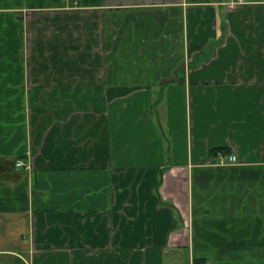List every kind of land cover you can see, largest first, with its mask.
I'll list each match as a JSON object with an SVG mask.
<instances>
[{
	"label": "crops",
	"instance_id": "crops-1",
	"mask_svg": "<svg viewBox=\"0 0 264 264\" xmlns=\"http://www.w3.org/2000/svg\"><path fill=\"white\" fill-rule=\"evenodd\" d=\"M0 224V264H264V0H0Z\"/></svg>",
	"mask_w": 264,
	"mask_h": 264
},
{
	"label": "rangeland",
	"instance_id": "rangeland-1",
	"mask_svg": "<svg viewBox=\"0 0 264 264\" xmlns=\"http://www.w3.org/2000/svg\"><path fill=\"white\" fill-rule=\"evenodd\" d=\"M153 98H155V95H153V93H152V95H150V99H151V101L149 102L150 103V108H148L152 113H154V105H153ZM141 104L142 103H139V108H138V110H135V111H133V113H139V116H141V111H140V108H141ZM129 113H132V112H127L126 111V115L127 114H129ZM136 116H134V117H130L129 118V120H132V119H134ZM137 119V118H136ZM150 119V130H157V127H158V121L156 120V118H154V117H150L149 118ZM132 126H134L138 131H140V130H142V131H145V128L144 127H137L134 123H132L131 124ZM145 126H146V128H148V123H145ZM116 137H119V134H116ZM115 147H116V143H114V151H116L115 150ZM164 153V152H163ZM158 178H160V176L158 175L157 176ZM157 178V179H158ZM5 227V225L4 224H0V231H2L3 230V228ZM0 243H5L4 241L2 242V241H0ZM1 258V261H2V259L4 258L3 256H1L0 257Z\"/></svg>",
	"mask_w": 264,
	"mask_h": 264
},
{
	"label": "built area",
	"instance_id": "built-area-1",
	"mask_svg": "<svg viewBox=\"0 0 264 264\" xmlns=\"http://www.w3.org/2000/svg\"><path fill=\"white\" fill-rule=\"evenodd\" d=\"M234 1H236V0H229L230 3H233ZM238 1H241V0H238ZM227 161L228 162H235L236 161V155L235 154L227 155ZM215 162L224 163L225 159H224L223 155L218 154L217 159H215ZM15 165L19 166V167H23L24 169H28V166H26V164L24 163V161L22 159L16 160ZM201 264H206V263H201Z\"/></svg>",
	"mask_w": 264,
	"mask_h": 264
},
{
	"label": "trees",
	"instance_id": "trees-1",
	"mask_svg": "<svg viewBox=\"0 0 264 264\" xmlns=\"http://www.w3.org/2000/svg\"><path fill=\"white\" fill-rule=\"evenodd\" d=\"M221 150H223V149H221ZM22 158H24L23 156H22ZM17 159H20V158H12L11 160H10V163H11V165L13 166V168H14V172L13 173H11L12 174V176H14V175H19L20 173H24V169H23V167H19V166H16L15 165V162H16V160ZM8 175H9V173H7ZM160 183H161V174H160V178L158 179V182L156 183V186H155V188H154V190H155V193L157 194V196H158V198H159V200H160V195H159V192H158V188H159V185H160ZM162 200H160V202H161ZM162 203H166V202H164V201H162ZM168 205H171L170 203H167ZM172 208L174 209V211H175V208L172 206Z\"/></svg>",
	"mask_w": 264,
	"mask_h": 264
},
{
	"label": "flooded vegetation",
	"instance_id": "flooded-vegetation-1",
	"mask_svg": "<svg viewBox=\"0 0 264 264\" xmlns=\"http://www.w3.org/2000/svg\"><path fill=\"white\" fill-rule=\"evenodd\" d=\"M10 163L8 161H5L3 164L4 169H9L10 168Z\"/></svg>",
	"mask_w": 264,
	"mask_h": 264
}]
</instances>
